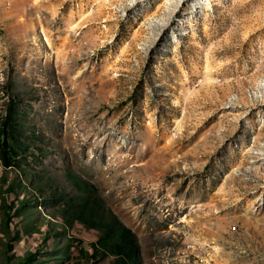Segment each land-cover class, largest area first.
I'll return each instance as SVG.
<instances>
[{
  "label": "rangeland",
  "instance_id": "1",
  "mask_svg": "<svg viewBox=\"0 0 264 264\" xmlns=\"http://www.w3.org/2000/svg\"><path fill=\"white\" fill-rule=\"evenodd\" d=\"M6 118L0 264L6 224L10 255L118 264L61 216L86 192L141 264H264V0H0Z\"/></svg>",
  "mask_w": 264,
  "mask_h": 264
},
{
  "label": "trees",
  "instance_id": "2",
  "mask_svg": "<svg viewBox=\"0 0 264 264\" xmlns=\"http://www.w3.org/2000/svg\"><path fill=\"white\" fill-rule=\"evenodd\" d=\"M4 121V125L0 127L2 130L0 132V160L5 169H11L15 165V159L18 156L17 149L22 147V142L18 141L19 139L16 137V132L20 130V123L14 120L10 121L8 118ZM76 181L80 188L88 184L87 181L79 177ZM9 188L13 190V185H9ZM83 189L85 190V187ZM12 208L13 206H9L6 209V203H4V221L11 219L9 210ZM104 208H106V204L100 195H95L92 192L87 194L86 192L83 193V197L69 199L62 207L61 216L67 225L80 222L90 229L102 232L103 236L97 246H101L106 251H115L118 255V264H141V248L135 233L112 209L107 214L103 211ZM4 235L6 240L3 249L6 253V264L41 263L36 252L27 251L20 256L10 255L11 239L13 237L7 224Z\"/></svg>",
  "mask_w": 264,
  "mask_h": 264
}]
</instances>
